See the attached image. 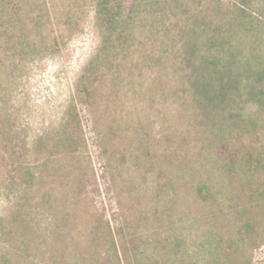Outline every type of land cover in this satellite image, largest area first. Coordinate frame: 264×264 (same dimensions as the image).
<instances>
[{
	"label": "rangeland",
	"instance_id": "374dc122",
	"mask_svg": "<svg viewBox=\"0 0 264 264\" xmlns=\"http://www.w3.org/2000/svg\"><path fill=\"white\" fill-rule=\"evenodd\" d=\"M50 4L62 51L22 70L8 104L18 115L8 138L21 148L61 123L102 41L94 0ZM146 33L127 34V49L106 57L96 95L80 104L88 149L52 172L59 212L40 217L49 246L39 264H264V177L247 186L224 173L184 93L177 48L168 39L159 59L141 62ZM258 143L264 149V135ZM6 179L0 222L18 195ZM240 212L255 224L251 236ZM217 242L229 254L211 262Z\"/></svg>",
	"mask_w": 264,
	"mask_h": 264
},
{
	"label": "trees",
	"instance_id": "16d2710c",
	"mask_svg": "<svg viewBox=\"0 0 264 264\" xmlns=\"http://www.w3.org/2000/svg\"><path fill=\"white\" fill-rule=\"evenodd\" d=\"M94 1L102 34L98 52L79 77L61 123L21 148L8 138L17 134L9 129L18 118L8 107L13 91L21 71L59 55L63 40L50 0H0V175L18 190L9 218L0 222V264H39L46 254L40 217L59 212L52 172L72 166L88 149L80 104L90 103L102 83L106 57L125 51L127 34L134 37L138 29H147L141 62L159 59L168 39L177 48L184 93L202 119L208 148L221 153L224 173L247 186L263 181L264 0ZM259 200L264 204V191ZM240 213L251 236L255 224ZM211 246V262L229 254L218 242Z\"/></svg>",
	"mask_w": 264,
	"mask_h": 264
}]
</instances>
